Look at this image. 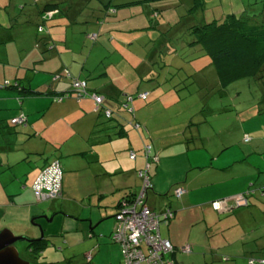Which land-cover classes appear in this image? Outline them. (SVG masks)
Instances as JSON below:
<instances>
[{
  "label": "rangeland",
  "instance_id": "obj_1",
  "mask_svg": "<svg viewBox=\"0 0 264 264\" xmlns=\"http://www.w3.org/2000/svg\"><path fill=\"white\" fill-rule=\"evenodd\" d=\"M97 1L64 0L65 5H72L71 3L75 2L74 9L84 8L81 18H73L77 22H72L66 30V33L70 34L68 42L71 43L73 55L80 59L83 54H87L94 48H98L101 53L96 57L95 64L90 70L99 69V72L104 71L106 74L97 76L98 78L94 80L103 86L117 82L122 88V84H128L129 95L136 96L135 110L138 113L141 109H145L146 114L141 118H146L148 122L147 126L145 125L146 130L152 132V135L181 130L187 121H193L201 122L199 126L202 130L208 129L211 134L216 133V140L219 141L224 138L219 132L232 128L230 140H233V145L228 153L240 152V148L246 146L247 163L244 167L248 168V174L254 173L249 185L253 183L255 189L261 187L264 183V173H259V171H264L262 86L249 79L236 81L227 88L216 85L215 75L217 77V74L214 75L213 70L215 68L213 65L208 66L210 58L192 43L195 37L190 33V27L213 19L221 20L227 14L232 13L257 15L264 7V0H205L203 8L193 14L190 11L191 7L184 3L181 4L179 0L153 2L151 5L153 8L166 6L163 15L154 14L151 19L145 14V9L148 7L144 1L127 7L130 8L128 11L125 8H118L120 12L115 16L114 14L108 17L106 14L101 15L104 18V25L101 29L95 22L96 18L92 21L93 24L85 21L87 20L85 16L91 13L90 7L95 8ZM104 1L116 3V0ZM38 2L41 1L38 0ZM24 3L31 7L35 6L34 0H0V22L16 23L18 17L24 15H20L23 12L19 9ZM100 7L101 5L97 6L99 9ZM75 13L71 14L76 16ZM89 30L99 33V39L95 43L87 39L88 42L83 47L82 37H86ZM83 48L86 51H83ZM96 74L92 73L91 76L94 77ZM90 83L94 82L90 81ZM134 84L140 86L138 93L137 89L132 88ZM143 91L149 92L148 100H142L137 96ZM203 119H209V128L202 122ZM240 120L242 124L244 121L247 122V133H254L253 138L256 137L254 140L244 142L237 138L234 129L240 124ZM210 140L214 142V139ZM117 143L114 142V144ZM117 145L120 148L118 157L111 162L115 163L117 160L126 163L133 162L134 160L129 158L124 145L122 143ZM140 157L137 158V165H140ZM158 163H152L151 173L155 172L154 167ZM146 165L147 161L144 162V167ZM169 177L168 174H162L160 179H169ZM133 181H138L136 175ZM141 181L140 179V184ZM177 183L169 185L168 189L162 193L166 194ZM167 184V180L156 183L154 191L161 193L160 191ZM152 190L153 188L148 191L147 198ZM258 190L259 194H264V191ZM71 192L76 193L72 185L66 188V198L38 202L32 191L28 196L30 204H20V208L8 219V215L0 217V228H11L7 225V220H22L29 229L28 237L34 239L41 237L43 229V237L47 240L43 242L39 252L34 253L27 250L25 240H18L14 244L20 256L30 262L120 263L123 258L121 245L110 240L111 232L115 228L113 215L118 212L117 208L110 205L109 198L106 201V204L109 203L107 208L98 207L84 198L69 199ZM126 192L130 193L129 190ZM223 197L212 198L208 202L209 208L212 209V201ZM167 199L178 201L181 198L169 194ZM195 201L201 202L199 198H195ZM262 205L264 206V203ZM148 206L157 213L163 211V209L155 210L149 204ZM197 207L202 210L185 212V221L175 230L181 238L180 244L183 247H190L188 252L178 253L181 264H250V258H259L261 252L258 251L256 244L262 239L258 236L264 233V216L260 214V209H250L256 215L253 217V224L242 223L240 226H235L231 232H226L227 234L222 232L221 234L224 235H220L216 233L215 226L210 225L211 218H220L219 213L213 209L214 212H211L202 203H199ZM3 209L0 206V211ZM175 218L176 213L170 222L162 223L161 232L167 233ZM180 222L181 218L177 223ZM13 232L16 235L27 236V234ZM226 239L234 243L232 248H225ZM258 243L263 244L260 241ZM243 247L247 253H243ZM227 257H229L228 260Z\"/></svg>",
  "mask_w": 264,
  "mask_h": 264
},
{
  "label": "crops",
  "instance_id": "obj_2",
  "mask_svg": "<svg viewBox=\"0 0 264 264\" xmlns=\"http://www.w3.org/2000/svg\"><path fill=\"white\" fill-rule=\"evenodd\" d=\"M67 9L64 5L62 13L49 22L47 32L42 35L36 27L38 22L34 20L23 22L19 19L13 26L11 23L0 22V206L4 208L0 211V217L8 215V219L20 208V204H30L28 196L33 191L34 180L42 167L52 159L51 155L57 154L51 147H58V155L62 156L61 162L65 172L63 198H66V188L72 185L76 193L71 192L69 199L84 198L98 207L107 208L109 203L106 204V201L109 198L110 205L118 210L122 198L129 195L126 190L133 195L138 193L141 184L137 170L143 167L144 158L140 157L141 153L138 152L140 165H137L138 159L127 163L118 160L112 163L111 160L118 157V143H122L129 154L131 150H140L144 140L151 141L154 150L160 155L159 163L152 173L153 190L148 195L147 204L155 210H162L166 206L174 209L176 218L172 220L169 230L167 233L161 232L160 227V232L176 247L175 259L179 264L181 263L178 253L188 251L182 249L181 238L175 230L185 221V212L202 210L197 207L199 203L214 212L208 205L212 198L225 197L252 188L254 193L250 198V207L219 213L220 218H211L210 225L215 226L217 234L224 235L221 233L227 234L226 232H231L235 226L242 223L253 224V217L256 215L250 209H254L256 204L264 203V200H260L264 198V194H259L258 190L264 191V183L258 189L253 187V183L249 185L254 173L248 174V168L244 167L247 163L246 146L241 147L240 152L228 153L233 145V140H230L232 128L219 132L220 136L224 137L219 141L216 140V133L211 134L208 129H201V122L192 126V130L182 128L167 134L152 135L146 127L142 133L134 130L126 120L120 119L122 122L118 123V127L103 124L91 98L78 101L71 95L63 102L53 101V93L70 88V82L66 78L53 80L54 73L60 74L68 68L73 75L81 79H87L92 73H97V77L101 73L98 69L90 70L96 57L101 54L98 48L83 54L80 59L73 55L71 43L68 42L70 34L66 33L71 26L69 19H73V16L71 13L69 16L65 15ZM40 37L49 42L47 47L36 46ZM87 42L86 37H82L83 47ZM82 50L86 51L85 48ZM72 60L74 62H71ZM15 81L41 93L24 95L17 90L16 85H5L7 82L14 84ZM90 81L94 83L91 84ZM110 84H106L104 88ZM98 88H101L99 82L89 78L88 89L98 91ZM122 89L123 94L120 91ZM107 91L116 97L120 93L126 95L129 93V86L122 85L120 88L117 83L116 87L113 86ZM140 112L137 117L146 125V118H141L146 114L145 109ZM22 113L28 118L27 125L13 124L12 119ZM202 122L209 128V119H203ZM123 127L125 130L122 135H115L118 128ZM95 130L98 132L95 133ZM234 131L237 138L244 142L256 138H253L254 133H247L246 121L242 124L240 120ZM162 174H168L169 179H160ZM135 175L138 181H133ZM165 180L168 184L163 187L161 193L155 192L156 183ZM173 183L183 184L186 188L185 194L178 201L166 200L169 196L167 193L173 195L174 186L169 189L170 192L162 193ZM195 198H199L201 202L197 203ZM260 214L264 216L263 205ZM180 218L181 222L177 223ZM7 221L12 231L30 235L24 221ZM173 225L175 226L172 228ZM2 229L4 228H0ZM233 244L228 240L224 246L232 248ZM215 246L218 247L216 244ZM244 252L247 253L243 247ZM121 263L122 259L120 263L115 264Z\"/></svg>",
  "mask_w": 264,
  "mask_h": 264
},
{
  "label": "trees",
  "instance_id": "obj_3",
  "mask_svg": "<svg viewBox=\"0 0 264 264\" xmlns=\"http://www.w3.org/2000/svg\"><path fill=\"white\" fill-rule=\"evenodd\" d=\"M43 1V3H39L38 0H34L35 6L31 7L27 3H24L19 8L24 14L23 17H18L17 20H21L23 22H29V21H37V30L40 33V35L47 32L48 25L50 21H53L55 17H58L63 10V6L65 5L64 0H54L55 2H49V0H39ZM92 1V0H90ZM97 1V0H96ZM103 1V2H102ZM99 2L97 1V6L101 5L100 9L97 8V6L90 7L91 13L87 14L85 17L87 20H85L89 24H93V20L95 19V22L99 24L100 29L104 25V18H102L101 15L106 14V17L112 16L114 14L117 15L118 8H125L126 11H128L134 4L146 2V8L145 14H147L148 18H153L154 14H158L157 16L163 15L165 12V6L159 7L156 6V8L151 7L153 2H162L167 0H116V3H111V1H104L102 0ZM179 2L182 4L189 5L191 13H196L197 10L200 8H203L205 5V0H179ZM189 2V3H187ZM72 5H66L68 7V11H66V16H69V13L76 12L75 15H72L74 19L81 18L82 12H84V8L74 9V6L76 5L75 2L71 3ZM165 4V3H164ZM169 5V4H168ZM117 6V7H116ZM171 7V6H170ZM97 12H94V11ZM30 11V12H29ZM97 13V14H96ZM17 15V14H16ZM253 16L249 14H241L236 15L235 13L227 14L226 17L223 19H213L211 21L202 22L199 24L192 25L190 28V33L195 37L193 44L197 45V48L204 52L205 55H207L210 58V62L208 66L213 65L215 69V73L217 74V77L215 75V84L221 86L222 88H227L231 84H233L236 81H240L242 79H249L254 80L255 82H258L259 85L262 86V92L264 95V7L262 8L261 12H259L257 15L252 14ZM99 17V18H97ZM89 19V20H88ZM70 25L74 21L73 19H69ZM14 25L15 23L11 22V25ZM12 25V26H13ZM91 31L93 33H91ZM88 34V35H87ZM95 35V39L91 36ZM99 33L89 30L86 33V39L91 40L93 43L97 42L99 39ZM49 42H46L44 38H39L37 40L36 46L45 47ZM47 47V46H46ZM199 57V56H198ZM99 70V69H98ZM92 71V70H91ZM106 74V72L102 71L100 74H98V77L101 75ZM87 79H81L78 76H74L68 68H65L64 71L60 74L54 73L53 80H60L61 78H66L70 82V88L68 90L62 91V92H55L52 95L53 101L55 103L57 102H63L65 99L71 97V95H74L75 99L80 101L82 98H91L95 105V111L98 114V116L102 119V123L109 125L108 127H118L119 122H122L121 120L128 123V125L133 128L134 130L142 133V131L145 130V125L138 119L137 117V110H135L134 107V100L135 95L127 93L126 95L123 94V89L120 90L121 93L116 97L115 95L111 94L109 90L111 87L117 85V82H112L110 85L107 86V88H104L105 86L100 85L101 88H98V91H91L88 89V80H94L98 77H92L91 75L87 76ZM78 81H85L86 86L82 89L74 87V82ZM207 81V80H206ZM4 85V84H3ZM7 86L16 85V88L19 92L23 93L24 95H32V94H40L41 92L34 90L30 87H25L22 83H19L15 81L14 84H11L10 82H7L5 84ZM123 85V84H122ZM123 86H128V84H125ZM139 85H135L133 89H139ZM75 94H74V93ZM135 92V94H137ZM98 96L101 98L100 102H97V100L94 98V96ZM123 96V97H122ZM142 100H148L149 92L143 91L137 95ZM264 110V109H262ZM24 118V121L18 123L16 120L18 118ZM121 119V120H120ZM13 124L19 125V126H26L28 123L27 116L22 113L15 118L12 119ZM100 124V123H99ZM197 123L193 121H189L187 126L184 128L186 130H192V126H195ZM118 132L115 135H122L125 128H118ZM96 131V130H95ZM96 131L95 133H97ZM150 145L151 150L148 153L146 146ZM52 150H55L53 152H56L57 154L51 155V160H49L41 170L46 168L47 166L51 165L52 163L56 162L61 168L62 171V192L61 195L56 198L61 199L63 198L64 193V176L65 172L62 166L61 157L58 155V147H51ZM138 152L143 155L144 162H152V158L155 154L159 156L160 155L157 151L154 150L152 142H146L143 140V144L140 150H131L129 152V157L131 160H136L138 158ZM132 153L135 154V157L132 158ZM154 162V161H153ZM152 162V163H153ZM156 163V162H155ZM144 168L141 167L137 170V175L139 177V171ZM140 178V177H139ZM141 179V178H140ZM151 181H152V173H151ZM34 183V182H33ZM153 184V183H152ZM33 185V184H32ZM142 186V181L141 185ZM178 187H183L186 192V188L183 184H177L174 186L173 194L176 196V189ZM170 192V191H169ZM254 193V189L249 188L243 192L236 193L233 195L225 196L221 199L228 198L230 199L231 205H229L228 210L225 211H218L214 208L212 201L211 206L212 209L217 211L218 213H228L233 212L234 209L237 208H244V207H250L252 205V202L250 200L251 195ZM129 195H126L122 198V200L119 203V207H121L123 201H130L132 200L138 193L133 195V193H128ZM170 194V193H167ZM185 193H183L181 196H176L177 198H181ZM243 195L245 198V203L243 204H234V200L231 198L235 195ZM147 199V197H146ZM217 199V200H221ZM54 201V200H53ZM148 206V204H146ZM257 209H261V204H256ZM171 212L173 216L170 218L172 219L175 215L174 209H172L170 206H167L163 209V212ZM116 215V214H115ZM170 219H168L167 223L170 222ZM162 223H165L163 221ZM162 225V224H161ZM161 227V226H160ZM161 234V232H160ZM162 236V235H161ZM163 237V236H162ZM258 237H261L260 242H263V244H259L257 241V248L258 251L261 252V255L259 258H250L249 262L251 263V260L254 262L252 264H264V233L262 235H259ZM257 237V238H258ZM47 240L46 237L39 238V239H33L31 242H27V250L30 252L37 253L39 252L43 245V242ZM258 240V239H257ZM114 242V241H113ZM171 242V241H170ZM172 243V242H171ZM173 244V243H172ZM174 246V245H173ZM122 249V248H121ZM175 253H176V247L174 246L173 251L170 254V257L174 260L175 264H179L177 260L175 259ZM123 255V254H122ZM27 260V259H26ZM90 260V259H89ZM123 261V258H122ZM31 264H56L55 262H31ZM122 264V263H121Z\"/></svg>",
  "mask_w": 264,
  "mask_h": 264
},
{
  "label": "built area",
  "instance_id": "obj_4",
  "mask_svg": "<svg viewBox=\"0 0 264 264\" xmlns=\"http://www.w3.org/2000/svg\"><path fill=\"white\" fill-rule=\"evenodd\" d=\"M92 38L95 35L91 36ZM86 86L85 81L74 82V87L82 89ZM97 102L101 98L94 96ZM24 118L20 117L16 122L20 123ZM248 139V138H247ZM147 152L151 146H146ZM132 158L135 154L132 153ZM154 162H159V156L155 154L152 158ZM152 162L139 171V177L142 180L141 190L130 201H123L121 207L115 215V228L111 239L121 245L123 252L122 264H175L170 257L174 249L170 240L160 234V226L163 221L167 222L173 214L169 211L157 213L146 205V196L148 191L153 188L151 181ZM62 171L58 163L54 162L40 171L36 177L32 188L38 202L55 200L62 192ZM176 196L185 193L183 187H178L175 191ZM234 204H244L243 195H235L231 198ZM231 205L230 199L225 198L213 202V206L218 211L228 210ZM189 251L190 247H183ZM254 261L251 260V263Z\"/></svg>",
  "mask_w": 264,
  "mask_h": 264
},
{
  "label": "water",
  "instance_id": "obj_5",
  "mask_svg": "<svg viewBox=\"0 0 264 264\" xmlns=\"http://www.w3.org/2000/svg\"><path fill=\"white\" fill-rule=\"evenodd\" d=\"M43 238V229L41 237ZM18 240L31 242L33 239L24 235H16L9 228L0 230V264H31L29 260L22 258L15 247Z\"/></svg>",
  "mask_w": 264,
  "mask_h": 264
},
{
  "label": "clouds",
  "instance_id": "obj_6",
  "mask_svg": "<svg viewBox=\"0 0 264 264\" xmlns=\"http://www.w3.org/2000/svg\"><path fill=\"white\" fill-rule=\"evenodd\" d=\"M139 192V191H138ZM51 201H53V200H51ZM33 239V238H32Z\"/></svg>",
  "mask_w": 264,
  "mask_h": 264
}]
</instances>
